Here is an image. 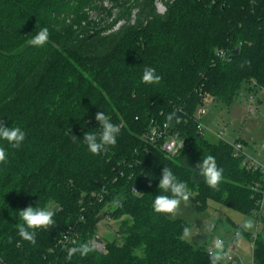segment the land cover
<instances>
[{
    "label": "trees",
    "instance_id": "obj_1",
    "mask_svg": "<svg viewBox=\"0 0 264 264\" xmlns=\"http://www.w3.org/2000/svg\"><path fill=\"white\" fill-rule=\"evenodd\" d=\"M154 2L0 0V123L26 133L19 149L0 140V264H210L206 247L182 238L189 223L152 207L157 194L170 195L158 188L164 167L187 184L198 212L209 202L245 215L256 208L253 188L264 176L243 167L227 142L208 141L196 112L205 96L229 106L242 87L264 93V0H166L163 14ZM43 27L48 42L29 46ZM149 66L160 83H142ZM99 111L121 132L93 155L83 134L99 132ZM152 124L183 139L176 156L144 141ZM207 155L223 168L219 191L199 173ZM29 205L56 207L55 225L36 229V245L16 228ZM106 216L119 219V239L68 261V249L91 244ZM252 264H264L258 235Z\"/></svg>",
    "mask_w": 264,
    "mask_h": 264
},
{
    "label": "rangeland",
    "instance_id": "obj_2",
    "mask_svg": "<svg viewBox=\"0 0 264 264\" xmlns=\"http://www.w3.org/2000/svg\"><path fill=\"white\" fill-rule=\"evenodd\" d=\"M165 1L154 2L161 14L166 11ZM94 17L95 14L92 13L91 18ZM253 94H247L246 88L242 87L229 106L208 99L204 103L206 113L201 116L196 113V118L200 120L201 133L208 141L219 142L216 134L222 133L224 142L230 145L240 143L243 154L264 166V93L261 95L255 92V96ZM249 96L254 99L253 112L248 110ZM112 210L111 206H106L103 211L108 214ZM164 216L169 219H182L190 224L189 235L183 236V239L193 246L214 247L217 238L224 241L226 250L235 246L234 252L240 260L239 264H252L254 236L264 237L263 220L259 222L254 214L245 215L214 202H209V208L202 212L196 211L190 200L187 204L181 202L175 217L171 214ZM248 221L252 222V227L245 229L243 225ZM119 223V219L114 220L106 216L98 223L95 236L100 237L105 244L119 239ZM235 233H238V236L234 243Z\"/></svg>",
    "mask_w": 264,
    "mask_h": 264
},
{
    "label": "clouds",
    "instance_id": "obj_3",
    "mask_svg": "<svg viewBox=\"0 0 264 264\" xmlns=\"http://www.w3.org/2000/svg\"><path fill=\"white\" fill-rule=\"evenodd\" d=\"M49 29L43 27L39 32L27 41L29 46L42 47L49 40ZM245 64L250 66V61H245ZM244 65H242L243 67ZM162 80V76L156 73L153 67H145L142 74V83L158 84ZM175 117V113L168 116V121L171 122ZM95 120L99 123V132H85L83 134V141L87 146L88 151L93 155H99L106 150L107 146H115L117 144V137L121 132V127L114 124L109 116L104 112L99 111L95 115ZM176 123L181 122L180 118H175ZM75 138V137H74ZM26 139V133L20 127H8L6 123H0V140L7 141L13 149H19ZM7 161V152L5 147L0 146V164ZM199 173L205 179L207 185L219 191V184L223 179V168L218 167L215 157L207 155L202 162L198 163ZM158 188L163 193H170V195L157 194L153 201V209L156 213L171 214L173 217L178 213L181 202L187 204L189 201L190 192L185 182L179 180L174 172L169 167L162 169L161 178L159 180ZM114 207L122 206L120 200L113 201ZM55 211L53 209L44 207L27 206L19 210L20 223L16 225L18 235L25 241L32 245L37 244L36 229L48 228L55 225L53 219ZM243 227L245 229L252 227V222H246ZM187 227L183 230V236L189 235ZM67 238V237H66ZM183 238V237H182ZM11 242V240H9ZM94 250V246L89 242L81 243L68 249L66 259L71 261L72 258L79 254L80 257L87 256ZM210 264H220L225 260L227 253L224 251V241L217 238L214 241V250L210 251Z\"/></svg>",
    "mask_w": 264,
    "mask_h": 264
},
{
    "label": "built area",
    "instance_id": "obj_4",
    "mask_svg": "<svg viewBox=\"0 0 264 264\" xmlns=\"http://www.w3.org/2000/svg\"><path fill=\"white\" fill-rule=\"evenodd\" d=\"M219 57L223 58L225 57V52H219ZM209 98L208 96L203 97V102L199 106L198 113L199 116L204 115L206 113V109L204 107V103L207 102ZM249 112L254 111V99L252 96L249 97ZM198 128L201 130V124L199 120ZM217 138L220 141L222 140V133L216 134ZM142 138L146 143L149 145H152L153 147H159V149L167 156V157H174L176 156L179 151L182 150L184 147V141L183 139L177 134V133H169L167 129V125L163 124H152L150 128L142 135ZM224 142V141H223ZM233 150V155L235 157H241L242 158V166L245 167L247 170H250L252 172H259L264 176V166L259 164L258 162L248 158L245 154L242 152V146L240 143L230 145ZM254 191H257L259 193V197L256 201V208L252 211V214L258 217L259 222H261L263 216H264V184H256L254 186ZM72 229L69 228L68 231L63 235V241H67L69 238L70 231ZM233 242L237 240L238 233L234 234ZM67 237V238H66ZM256 236H254L255 238ZM91 244L94 246V248L100 252H105V246L106 244L98 237L97 235L93 237L91 240ZM252 249H253V241H252ZM206 250L210 253V251L214 250L213 246L206 247ZM224 251L227 253V256L225 258V261L229 264H239L240 260L236 256L234 252V247H231L230 249Z\"/></svg>",
    "mask_w": 264,
    "mask_h": 264
},
{
    "label": "crops",
    "instance_id": "obj_5",
    "mask_svg": "<svg viewBox=\"0 0 264 264\" xmlns=\"http://www.w3.org/2000/svg\"><path fill=\"white\" fill-rule=\"evenodd\" d=\"M246 87V86H245ZM244 87V88H245ZM246 91H247V94H249V92H248V90L246 89ZM260 92V91H259ZM259 92H257L258 94H261V95H263V93L261 92V93H259ZM250 94H252L251 92H250ZM254 95V94H253ZM255 96V95H254ZM264 96V95H263ZM250 97V96H249ZM260 104V103H259ZM262 220L264 221V216H263V218H262ZM261 220V221H262ZM233 225H234V223H232ZM234 239V238H233ZM262 239L264 240V237H262ZM235 243V242H234ZM232 247H235V246H232Z\"/></svg>",
    "mask_w": 264,
    "mask_h": 264
},
{
    "label": "water",
    "instance_id": "obj_6",
    "mask_svg": "<svg viewBox=\"0 0 264 264\" xmlns=\"http://www.w3.org/2000/svg\"><path fill=\"white\" fill-rule=\"evenodd\" d=\"M239 48H236L232 53L231 55H238L239 54ZM54 210H56V207H54Z\"/></svg>",
    "mask_w": 264,
    "mask_h": 264
}]
</instances>
